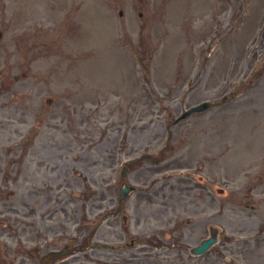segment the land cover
Here are the masks:
<instances>
[{
	"label": "rangeland",
	"instance_id": "obj_1",
	"mask_svg": "<svg viewBox=\"0 0 264 264\" xmlns=\"http://www.w3.org/2000/svg\"><path fill=\"white\" fill-rule=\"evenodd\" d=\"M0 32L18 109L27 86L26 122L0 112V264H180L211 226L256 230L264 0H0Z\"/></svg>",
	"mask_w": 264,
	"mask_h": 264
},
{
	"label": "flooded vegetation",
	"instance_id": "obj_2",
	"mask_svg": "<svg viewBox=\"0 0 264 264\" xmlns=\"http://www.w3.org/2000/svg\"><path fill=\"white\" fill-rule=\"evenodd\" d=\"M4 76H6V74L0 70V110L4 108L2 103L6 102L8 108L15 112L14 119L11 122L15 124L24 123L27 121V86L24 89L23 95V101H26V106H24L25 108L23 110L18 109L16 103L19 98L11 95L10 90L8 93L6 89H3L5 83L3 82ZM26 77V74H24V80H27ZM9 97L10 104L7 102V100L9 101ZM6 124V119H0V127ZM12 154H14V150L11 151L10 155ZM1 161L2 159L0 158V177H2L0 182V200L6 187L5 184L7 182L11 184L14 183V170L9 172L10 175H8L7 180L3 178V173L8 172L9 170L2 168L3 164ZM257 172L258 170L256 171L254 178L255 186L251 193L254 198L249 206L250 213L242 211L236 215V219L241 225H247L251 229L256 226V230L252 232H241V229L239 228L238 231L231 229L230 232H219L216 250H209V253L206 252L200 256H195L191 253V250H187L188 254L186 255V258L183 259L180 257V264H264V176H258ZM6 213L11 214L10 205L6 206L5 203H2L0 214ZM25 215L27 216V213ZM219 218L221 222L224 220L222 212L219 215ZM7 220L9 221L8 224L7 222H2L4 226L15 225V222L12 221L11 218H7ZM10 229L12 228L10 227ZM14 236V232H6L4 227L0 228V237L10 238Z\"/></svg>",
	"mask_w": 264,
	"mask_h": 264
},
{
	"label": "water",
	"instance_id": "obj_3",
	"mask_svg": "<svg viewBox=\"0 0 264 264\" xmlns=\"http://www.w3.org/2000/svg\"><path fill=\"white\" fill-rule=\"evenodd\" d=\"M200 109H202V106H201V107H198V108H195V109H192V110H190V111H189L188 113H186V114H189V113H191L192 111H196V110H200ZM128 191H129V188H125V189H123V191H122V195H121V198H124V197L126 196V194L128 193ZM214 242H215V239H213V238H210V239H208V240L203 241V242L201 243V245H200L198 248H196L195 253H201V252L205 251V250H206L210 245H212Z\"/></svg>",
	"mask_w": 264,
	"mask_h": 264
}]
</instances>
